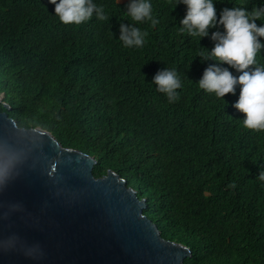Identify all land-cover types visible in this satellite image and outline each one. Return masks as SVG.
Listing matches in <instances>:
<instances>
[{"label":"trees","instance_id":"16d2710c","mask_svg":"<svg viewBox=\"0 0 264 264\" xmlns=\"http://www.w3.org/2000/svg\"><path fill=\"white\" fill-rule=\"evenodd\" d=\"M151 2L159 23L138 25L144 46L126 48L127 3L96 0L108 21L65 25L48 0H0V92L11 105L1 110L96 158V178L126 179L163 237L191 249L185 264H264V131L243 127L239 89L223 100L195 83L214 63H201V47L214 42L180 32L185 6ZM262 2L214 0L218 14ZM166 67L183 80L174 103L151 84Z\"/></svg>","mask_w":264,"mask_h":264},{"label":"water","instance_id":"95a60500","mask_svg":"<svg viewBox=\"0 0 264 264\" xmlns=\"http://www.w3.org/2000/svg\"><path fill=\"white\" fill-rule=\"evenodd\" d=\"M96 165L43 128H21L0 107V264H185L192 257L144 214L147 199L113 170L96 178Z\"/></svg>","mask_w":264,"mask_h":264},{"label":"clouds","instance_id":"9594fccd","mask_svg":"<svg viewBox=\"0 0 264 264\" xmlns=\"http://www.w3.org/2000/svg\"><path fill=\"white\" fill-rule=\"evenodd\" d=\"M121 1L117 0V3H127L125 14L132 23H120L118 39L126 48H142L148 33L138 25L148 23L155 28L159 23L153 15L152 2ZM48 2L54 6V15L65 25H80L93 17L98 21L109 20L105 7L97 4L96 0ZM181 4L186 11L179 21L180 32L200 38V41L210 38L214 42L211 49L201 47V63H214L206 67L202 77L195 83L199 89L223 100L229 94L235 95L239 89L238 100L232 107L243 115V127L257 132L264 131V63H259L257 59L264 52V22L257 24V21H264V2L253 6L251 10L242 6L225 7L219 14L214 0H176L175 8ZM151 84L157 92L166 96L169 103L179 100L180 93L177 90L183 88V80L174 68L166 67L157 72ZM1 105L11 110L5 98ZM4 179V174L0 172V183ZM257 179L264 182V171L259 172ZM226 187L234 188L235 184Z\"/></svg>","mask_w":264,"mask_h":264},{"label":"rangeland","instance_id":"374dc122","mask_svg":"<svg viewBox=\"0 0 264 264\" xmlns=\"http://www.w3.org/2000/svg\"><path fill=\"white\" fill-rule=\"evenodd\" d=\"M126 1H128V0H122L121 3H124V2H126Z\"/></svg>","mask_w":264,"mask_h":264}]
</instances>
